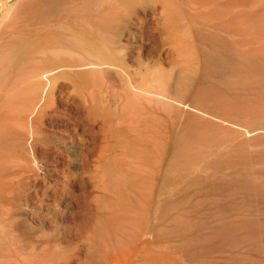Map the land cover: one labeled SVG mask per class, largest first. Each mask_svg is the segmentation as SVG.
<instances>
[{
  "label": "bare ground",
  "instance_id": "1",
  "mask_svg": "<svg viewBox=\"0 0 264 264\" xmlns=\"http://www.w3.org/2000/svg\"><path fill=\"white\" fill-rule=\"evenodd\" d=\"M5 2L0 0V148L9 143L15 156L0 150V264H138L145 260L146 250L153 264V208L160 161L171 152L172 129L167 121L166 146L160 154V143L150 142L151 135L139 126L142 121L135 122V114L133 120L128 118L133 112L127 113L128 108L136 109L141 92L157 97L154 100L161 104L184 108L188 105L171 93H187L197 104L222 105L219 91L224 85L249 90L255 77L264 80V0ZM150 31L159 35L160 46L176 50L172 59L191 66L174 84L151 70L142 77L141 72H128L126 79L112 80L123 88L116 97L121 116L105 122L98 132L89 129L100 136L95 172L90 175L95 196L88 202L85 197L87 205L78 210L77 174L69 172L53 183L26 160L27 143L34 155L38 148V118L33 114L40 106L42 113L46 111L63 77L56 73L63 67L121 64L132 48L147 45ZM182 80L187 83L179 84ZM129 98L134 100L127 104ZM192 109L220 119L198 106ZM29 118L30 135L26 139L20 131L16 137L18 126H25ZM13 160L17 168L9 164ZM171 170L164 173L171 176ZM92 202L97 211L91 210ZM20 216L24 223H15ZM93 223L100 229H92ZM144 233L150 237L143 238ZM8 241L14 244L11 250L5 245Z\"/></svg>",
  "mask_w": 264,
  "mask_h": 264
},
{
  "label": "rangeland",
  "instance_id": "2",
  "mask_svg": "<svg viewBox=\"0 0 264 264\" xmlns=\"http://www.w3.org/2000/svg\"><path fill=\"white\" fill-rule=\"evenodd\" d=\"M15 2L6 0L5 3ZM150 32L147 45L132 48L121 64L63 67L56 73L63 76L59 85L48 102L45 101L46 111L42 113L40 106L33 114V119L38 118V148L34 155L27 143L26 160L42 178L53 183L69 172L77 174L75 188L80 203L75 202L74 207L78 210L87 205L86 198L88 202L95 196L90 175L95 172L100 136L89 129L94 127L98 132L105 122H115L121 116L116 97L123 88L119 81H113L117 76L126 79L128 72H141L138 77H142L151 70L163 77L164 82L174 84L184 79L183 71L191 66L187 61L172 59L176 50L160 46L159 35ZM185 83L182 80L179 84ZM223 87L219 91L222 105L197 104L187 93H171L173 98L188 105L184 108L172 102L161 104L154 100L157 97L141 92L135 107L139 111L134 107L131 110L132 106L128 108L127 113L133 111V116L129 114L128 118L142 121L139 126L151 135L150 142L160 143V154L166 146L163 133L167 132V121L172 129L171 152L164 162L160 161L161 175L153 208L156 242L153 264H264V80L255 77L249 90L230 83ZM237 93L240 96L236 97ZM132 100L127 99V104ZM194 106L222 120L197 112L192 109ZM152 114L157 118L150 117ZM31 120H26L25 126H18L16 137L21 131L27 139ZM232 145L236 147L231 150ZM0 150L6 156H15V149L9 143ZM9 164L17 168L18 162L13 160ZM169 167L171 176L164 173ZM13 181L15 186L17 179ZM243 184L253 186L252 190H243ZM91 210L97 211L96 202H92ZM14 221L22 224L24 216ZM94 228L100 229V226L93 223ZM142 237L150 235L144 233ZM5 245L10 250L14 246L9 241ZM143 257L145 260L138 264H151L149 250Z\"/></svg>",
  "mask_w": 264,
  "mask_h": 264
}]
</instances>
